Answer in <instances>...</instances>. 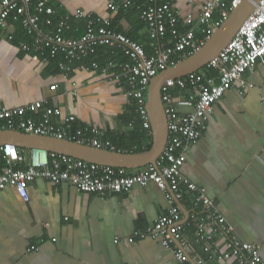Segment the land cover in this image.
Masks as SVG:
<instances>
[{
  "label": "crops",
  "instance_id": "0c3cea01",
  "mask_svg": "<svg viewBox=\"0 0 264 264\" xmlns=\"http://www.w3.org/2000/svg\"><path fill=\"white\" fill-rule=\"evenodd\" d=\"M109 1L120 5L123 0H53L52 6L56 20L79 10L114 20L116 12L107 10ZM204 2L172 0L182 18L195 17ZM10 23L9 32L17 39L18 27ZM80 26L82 34V21L74 23L69 33L80 37ZM117 27L143 46L148 43L146 28L139 19L132 24L122 19ZM18 43L0 40V109L48 99L60 110L53 118L55 123L62 124L65 117L74 116V127L97 128L104 133V140L111 144L115 140L121 151L145 149L148 140L134 143L133 133H146L147 139L151 133L140 127L135 109L133 114L127 111L131 105L113 79L85 71L82 64L64 78L57 64L63 56L46 65L34 61ZM94 53L97 58L99 54ZM244 80L247 85L242 95L233 84L213 105L206 131L186 153L182 175L206 188L238 238L257 246L264 261V58L244 74ZM52 85L57 86L56 91L49 90ZM171 93L179 113L191 111L184 92L172 89ZM27 192V202L12 187L0 192V264H179L174 254L156 240L135 237L172 207L179 209L184 223L174 244L192 253L193 228L185 222L177 202H170L167 193L153 183L102 196L80 192L68 184L35 180L28 184ZM178 203L190 211L189 199ZM222 243V239L217 241L218 245ZM34 244L37 250L29 252ZM209 264L237 262L230 258Z\"/></svg>",
  "mask_w": 264,
  "mask_h": 264
},
{
  "label": "built area",
  "instance_id": "2783aa9c",
  "mask_svg": "<svg viewBox=\"0 0 264 264\" xmlns=\"http://www.w3.org/2000/svg\"><path fill=\"white\" fill-rule=\"evenodd\" d=\"M242 0H205L201 11L194 17L182 18L175 10L172 0H123L120 5L107 3V10L117 12L136 6L139 21L145 26L149 47L132 40L123 31L113 27V20L95 16L81 10L63 15L58 20L52 6L53 0H0V40L14 41L9 32L10 20H20L26 41L18 43L19 49L31 54L34 61L48 64L57 62L64 78L75 73L82 64L85 71H95L113 79L124 90L128 105L133 104L138 123L150 131L145 106L148 86L152 78L169 65L173 56L187 58L199 51L211 36L238 8ZM137 3H139L137 5ZM216 15V16H215ZM84 22L79 38L66 36L74 23ZM104 48L123 55L127 61H108L83 64L95 49ZM264 58V0H259L251 15L243 22L230 43L210 62L207 69L214 75L196 72L185 77L168 80L161 89V100L167 121L168 137L155 167L126 170L87 163L66 155L42 150L16 148L12 144L0 146V192L6 187L15 189L17 195L28 201L27 186L35 180L54 185L68 184L83 193L106 195L127 192L134 186L153 183L167 193L173 201L190 200L187 225L194 230L191 254L174 243L180 237L184 223L177 207L160 216L144 233L156 240L164 249L170 250L179 264H209L234 258L237 264H264L257 246L241 241L207 195L206 188L191 183L182 175L185 156L207 128L213 105L237 84L238 94L246 87L244 74L252 70ZM57 61V60H56ZM109 76V77H107ZM178 89L186 96L185 104L191 109L179 113L171 90ZM50 91H56L52 85ZM60 110L42 99L13 109H0V132L18 131L27 135L51 137L93 148L116 151L104 133L94 127L76 128L74 116H67L62 124L55 123ZM132 127V124L129 125ZM222 239L221 245L217 241ZM118 241H115L117 243ZM199 249V253L195 250ZM34 244L29 248L36 251ZM203 256H202V255Z\"/></svg>",
  "mask_w": 264,
  "mask_h": 264
},
{
  "label": "water",
  "instance_id": "95a60500",
  "mask_svg": "<svg viewBox=\"0 0 264 264\" xmlns=\"http://www.w3.org/2000/svg\"><path fill=\"white\" fill-rule=\"evenodd\" d=\"M258 1L242 0L238 8L230 14L229 18L199 51L172 66H166L164 70L151 79L145 99L152 138L151 147L147 152L141 154L111 152L51 137L27 135L18 131L0 132V146L12 144L21 150H42L70 156L87 163L126 170H137L150 165L155 167L157 159L164 151L168 137L167 121L161 100V89L164 83L199 72L205 68L210 60L230 43L243 22L254 11ZM176 204H178L184 218H186L185 222H187L188 212L181 204L178 202Z\"/></svg>",
  "mask_w": 264,
  "mask_h": 264
},
{
  "label": "trees",
  "instance_id": "16d2710c",
  "mask_svg": "<svg viewBox=\"0 0 264 264\" xmlns=\"http://www.w3.org/2000/svg\"><path fill=\"white\" fill-rule=\"evenodd\" d=\"M135 3H136V0H135ZM138 4L139 3H137V5ZM138 13H139V10H137L136 6H132L129 9H126V10H121L120 9L119 11L116 12L115 18L113 20L114 21L113 27L115 28L117 22L122 20V19H124L128 23L132 24L134 22V20L136 21L138 19ZM13 23H14V25L16 27H18L17 37H16L17 39L14 38L13 42L17 43V42H20L22 40L26 41L27 37L25 36V34L20 29V25H19L20 24V20H18V19L15 20V21L13 20ZM73 29H74V27H73ZM81 30H82V27L80 26V35H81ZM117 30L120 31L121 27H117ZM66 36L69 37V38H77V37H79L77 34H73L72 32L69 33V34L67 33ZM144 48H145L146 52L148 53V55H152L153 54L151 48L149 47V42L144 46ZM94 52H97L99 54V56L96 58V56H95L96 54L95 53H91L89 55V57L85 60V62H90V61H96L97 62L98 61L99 63L104 64L108 60L123 61V62L127 61V59L123 55H121V54H119L117 52H114V55L111 56L110 51L107 50V49H104V48H99V49L97 48V49H95ZM183 59H185V58L180 56V55L173 56L170 59V61H169V65H171V63L172 64H176L177 62H179V61H181ZM51 63H54V61H51L50 64ZM199 72H204L207 75H214V71L212 69H207L206 67L203 68ZM127 111H129L131 114H133V112H134L133 104H132V106H129V108H127ZM129 112H127V114H129ZM137 132H138L137 130L134 131L133 136H132V141H134V143H135L137 140H138L137 142H140V140H144V139L148 140V143L145 146L144 150L135 149L134 151H129V149H127V150L121 151L122 149L119 148L120 146H118V143H116L115 140H112L113 144L116 146L115 147L112 144L115 147L116 151L117 150L121 151V152H125L126 151V152H132V153H135V154H141V153L147 152L150 149V147H151V140H152L151 135H149V138L147 139L148 135L146 133L142 132V133L138 134ZM122 139H124V137ZM123 145H124V143L121 146H123ZM195 250L199 253V249L198 248H195Z\"/></svg>",
  "mask_w": 264,
  "mask_h": 264
}]
</instances>
